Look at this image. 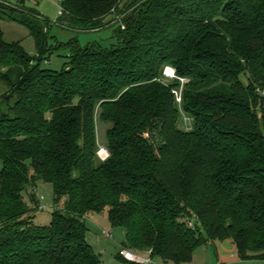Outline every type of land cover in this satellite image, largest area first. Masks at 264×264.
<instances>
[{
  "label": "trees",
  "instance_id": "1",
  "mask_svg": "<svg viewBox=\"0 0 264 264\" xmlns=\"http://www.w3.org/2000/svg\"><path fill=\"white\" fill-rule=\"evenodd\" d=\"M13 1L0 21L27 28L36 53L0 26V264H101L83 219L104 212L123 249L157 264L227 241L264 262V0H64L57 23L110 30L111 48L58 44ZM64 48L62 70L41 68ZM96 119L110 124L106 161ZM40 182L59 206L43 227L23 196Z\"/></svg>",
  "mask_w": 264,
  "mask_h": 264
},
{
  "label": "rangeland",
  "instance_id": "2",
  "mask_svg": "<svg viewBox=\"0 0 264 264\" xmlns=\"http://www.w3.org/2000/svg\"><path fill=\"white\" fill-rule=\"evenodd\" d=\"M63 1L58 0H25L26 7L36 10L44 18L49 20L51 26V36L56 39L58 44H66L70 38L77 37L79 44L82 48H87L91 45H98L101 48H111L117 43L113 36L112 31L104 30L94 33L73 34L70 31L62 28L59 21L60 8L63 5ZM4 4H9L13 7L19 5L17 1L13 0H0ZM20 16V15H19ZM0 26L4 33L5 40L8 42H19L24 47L27 53L35 56V43L29 30L24 26H21L14 22L0 21ZM55 39L50 41L51 46L55 44ZM68 49L64 48L62 51L54 52L47 55L45 61L42 62L41 68L45 70H51L59 72L68 64ZM243 80H246L243 77ZM192 121L190 118L183 114L181 128L184 130L192 129ZM96 138L97 147L105 148L107 143V130L110 128V124L102 122L100 119H96ZM98 151V153H99ZM99 157V156H98ZM24 199L29 204L31 209L36 208V213L32 219L35 226H48L51 223L52 209H58L54 203L53 187L50 184L40 182L36 189H28L23 193ZM44 197V204H46V210L40 211V200ZM62 206V203L60 204ZM39 207V208H38ZM85 226L88 229L86 234V240L90 244L95 252L100 256L101 264H123L117 258L123 250V244L125 242V228L112 227L106 212L101 214H91L83 219ZM108 232L111 234L110 238H107L103 233ZM232 243L227 242H208L205 246L201 247L195 252L194 260L190 264H264L261 261H248L242 262L238 259L236 249H232ZM143 257H147V254H139ZM157 264V263H152Z\"/></svg>",
  "mask_w": 264,
  "mask_h": 264
},
{
  "label": "built area",
  "instance_id": "3",
  "mask_svg": "<svg viewBox=\"0 0 264 264\" xmlns=\"http://www.w3.org/2000/svg\"><path fill=\"white\" fill-rule=\"evenodd\" d=\"M58 1H61V0H58ZM62 12H63V9L60 7V14ZM164 75L166 77V80H173L176 78L175 71L170 67H167L165 69ZM182 82H184V81L182 80ZM176 95H177V101L180 104L181 103V93H176ZM98 156L102 161H106L109 158V153H108L107 149L100 148ZM43 201H44V197H41V200H40L41 211L48 209L46 204H44ZM103 234L107 238L111 237V234L108 232L107 233L104 232ZM120 254L128 262H133V263H137V264H152L153 263L149 257H143V256H141V255H139V254H137L131 250H128V249H123Z\"/></svg>",
  "mask_w": 264,
  "mask_h": 264
},
{
  "label": "crops",
  "instance_id": "4",
  "mask_svg": "<svg viewBox=\"0 0 264 264\" xmlns=\"http://www.w3.org/2000/svg\"><path fill=\"white\" fill-rule=\"evenodd\" d=\"M232 245H233V244H232ZM232 249H233V250H235V247H234V246H232ZM236 254H237V253H236Z\"/></svg>",
  "mask_w": 264,
  "mask_h": 264
}]
</instances>
